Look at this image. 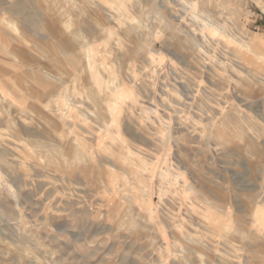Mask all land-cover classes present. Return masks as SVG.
Segmentation results:
<instances>
[{"label":"rangeland","instance_id":"1","mask_svg":"<svg viewBox=\"0 0 264 264\" xmlns=\"http://www.w3.org/2000/svg\"><path fill=\"white\" fill-rule=\"evenodd\" d=\"M177 1L0 0V264H264V16Z\"/></svg>","mask_w":264,"mask_h":264},{"label":"bare ground","instance_id":"2","mask_svg":"<svg viewBox=\"0 0 264 264\" xmlns=\"http://www.w3.org/2000/svg\"><path fill=\"white\" fill-rule=\"evenodd\" d=\"M177 4H180V5H183V6H193L195 4V1H187V0H179L177 1ZM193 15V19L195 22H198V23H201V26L203 29H210L213 31L214 35L218 38L220 37V33H221V30L222 28L220 26H217V27H213L214 26V23L211 21V20H208L207 18H203L201 16H199L198 14H192ZM131 22H133V20H131ZM136 23V22H135ZM200 30V29H199ZM201 31V30H200ZM201 34V33H200ZM207 36V35H206ZM210 38V37H209ZM223 39H226L228 41L233 40V42H236V40L233 38V37H223ZM233 38V39H232ZM249 42V40H247ZM240 45V47L242 48V50H244L245 52L247 53H250V54H254V52L251 50V47H250V44H248L247 42H244V41H237ZM255 56H257V54H254ZM262 58V57H261ZM122 99V95H119L115 98V101L116 102H119V100ZM124 100V99H123ZM115 107V106H114ZM114 107L109 105V109H110V112L112 114V116H114L115 114V110H114ZM238 135H242L240 131H238L237 133ZM165 174V173H164ZM260 220V218H259ZM231 226V225H230ZM227 228V227H226ZM229 230V229H228Z\"/></svg>","mask_w":264,"mask_h":264},{"label":"crops","instance_id":"3","mask_svg":"<svg viewBox=\"0 0 264 264\" xmlns=\"http://www.w3.org/2000/svg\"><path fill=\"white\" fill-rule=\"evenodd\" d=\"M39 2L41 4H44L45 7L47 8L48 2H54V5L56 3V6H57L58 0H39ZM58 7L61 8V6H58ZM257 13H259L258 10H257ZM260 15H262V14H260ZM262 16H264V15H262ZM0 23H1L2 27H4V29H8L9 31H11L13 33L19 32L18 22L15 21V19L13 20V17H11V16L7 17V18H3ZM4 43L5 42L1 39V36H0V49L4 48Z\"/></svg>","mask_w":264,"mask_h":264},{"label":"built area","instance_id":"4","mask_svg":"<svg viewBox=\"0 0 264 264\" xmlns=\"http://www.w3.org/2000/svg\"><path fill=\"white\" fill-rule=\"evenodd\" d=\"M250 2L260 14L264 15V0H250Z\"/></svg>","mask_w":264,"mask_h":264}]
</instances>
